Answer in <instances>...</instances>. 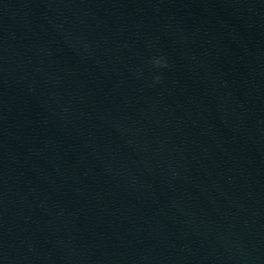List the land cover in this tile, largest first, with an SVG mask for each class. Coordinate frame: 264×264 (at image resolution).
Returning a JSON list of instances; mask_svg holds the SVG:
<instances>
[{
	"label": "water",
	"instance_id": "1",
	"mask_svg": "<svg viewBox=\"0 0 264 264\" xmlns=\"http://www.w3.org/2000/svg\"><path fill=\"white\" fill-rule=\"evenodd\" d=\"M0 264H264V0H0Z\"/></svg>",
	"mask_w": 264,
	"mask_h": 264
},
{
	"label": "clouds",
	"instance_id": "2",
	"mask_svg": "<svg viewBox=\"0 0 264 264\" xmlns=\"http://www.w3.org/2000/svg\"><path fill=\"white\" fill-rule=\"evenodd\" d=\"M157 67H166L168 65V61L165 57H153L151 61ZM162 79L161 75L157 74L154 76V80L159 82Z\"/></svg>",
	"mask_w": 264,
	"mask_h": 264
}]
</instances>
